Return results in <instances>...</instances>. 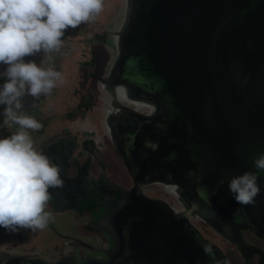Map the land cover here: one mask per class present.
Returning a JSON list of instances; mask_svg holds the SVG:
<instances>
[{
	"label": "water",
	"instance_id": "obj_1",
	"mask_svg": "<svg viewBox=\"0 0 264 264\" xmlns=\"http://www.w3.org/2000/svg\"><path fill=\"white\" fill-rule=\"evenodd\" d=\"M122 8L102 83L118 110L112 122L124 123L116 150L122 143L131 158L120 155L134 181L125 205L140 222L123 219L118 264L127 253L141 264L153 254L160 264H207L213 250L188 218L211 212L217 200L248 212V229L264 239V171L254 164L264 154V0H123ZM39 98L31 96L33 106ZM245 172L257 174L260 187L249 205L228 189ZM164 179L178 181L176 212L142 192Z\"/></svg>",
	"mask_w": 264,
	"mask_h": 264
},
{
	"label": "flooded vegetation",
	"instance_id": "obj_2",
	"mask_svg": "<svg viewBox=\"0 0 264 264\" xmlns=\"http://www.w3.org/2000/svg\"><path fill=\"white\" fill-rule=\"evenodd\" d=\"M98 29L95 19H91L88 24L86 22L75 29L69 28L62 37V48L68 53L66 57L72 59L71 54L78 53L79 57L74 55L75 64L80 68L79 74L84 81L80 85L81 89L71 88V103L67 100L64 103V109L60 113L62 131L48 143H40L35 147L60 168L63 180L61 187L50 189L51 198L45 211L58 220L69 217L72 221L69 233L73 235L65 238L64 253L52 262L33 256L35 254L0 250V264L124 262V259H120L125 247L121 240L123 219L126 218L129 223L140 222V219L126 210L125 201L134 181L121 161L120 155L130 158L125 155L124 145L120 143L122 149L119 152L116 150L117 133L124 123L114 119L112 122L118 110L112 106L111 97L102 83L107 78V72L103 76L104 71L97 74L93 72V67H86L87 63H92L95 48L105 37ZM86 52L88 58L80 61L82 54ZM39 54L42 58L45 53ZM41 66L47 68L44 63ZM23 102L24 108L29 104L32 106L31 96L25 95ZM118 102L136 112L150 113V110H144L139 104L122 99ZM145 147L152 151L155 149L150 142H145ZM164 180L165 183L145 184L142 192L149 200L165 204L176 212L180 208L178 181ZM244 214L249 213L237 204L217 200L211 212L189 216L190 228L198 232L213 250L212 258L207 264H264V239L248 229L247 222L243 220ZM161 223L165 224V220ZM177 229L180 228H176L174 223V231ZM156 256L157 254H153L152 258L143 260V263L160 264V258ZM9 257H12L10 261ZM127 257V264L142 262L129 256V253Z\"/></svg>",
	"mask_w": 264,
	"mask_h": 264
},
{
	"label": "clouds",
	"instance_id": "obj_3",
	"mask_svg": "<svg viewBox=\"0 0 264 264\" xmlns=\"http://www.w3.org/2000/svg\"><path fill=\"white\" fill-rule=\"evenodd\" d=\"M104 0H0V64L6 65L5 82L0 86L4 124L12 121L19 131L0 138V227L44 229L51 213L45 206L50 189L63 185L60 168L37 151L27 129L39 131L42 124L27 115L25 95L49 96L62 74L49 66H38L25 57L43 52L48 60L61 53L62 37L68 28H77L103 9ZM264 171V154L254 160ZM258 176L252 172L233 177L229 192L238 204H253L260 193Z\"/></svg>",
	"mask_w": 264,
	"mask_h": 264
},
{
	"label": "rangeland",
	"instance_id": "obj_4",
	"mask_svg": "<svg viewBox=\"0 0 264 264\" xmlns=\"http://www.w3.org/2000/svg\"><path fill=\"white\" fill-rule=\"evenodd\" d=\"M123 0H104L103 9L98 13L94 19L98 26V32L103 33L105 41L95 48L94 59L91 64H86V67H93L94 73L109 71L111 66L112 57L114 55L113 47H111L112 38L111 35L116 29L122 18ZM90 21V20H89ZM88 24V22H87ZM97 29V27H96ZM69 28L66 30L68 32ZM65 31V32H66ZM67 50V49H66ZM71 54L72 59L66 57L68 53H65V48L61 49V53L55 54V58L51 61L48 60V54L45 53L42 58L41 54L37 53L34 56L25 57V60H34L38 66L43 63L47 66H52L54 69L62 74L61 80L57 81L56 87L53 89L52 94L49 96H40L38 100V106H31L29 104L23 109L27 115L35 117L42 127L39 131H33L27 129L34 141V147H38L40 143H48L50 140L56 138L58 133L63 129L61 124V112L64 109V103L66 100L71 103L73 95L71 94L75 88L81 89V83H83V76L80 75V68L75 64V59L79 57L78 53ZM88 58L87 52L82 54L80 61ZM0 70L5 73V65L0 64ZM6 77L4 76L0 80V84L3 85ZM94 83V82H92ZM87 83H84L86 85ZM71 88H74L71 90ZM72 91V92H71ZM80 93L77 92V94ZM71 94V95H70ZM76 96V95H74ZM5 105H0V138L9 136L14 132L19 131L20 126L18 124L9 121L8 124H4V108ZM65 128V127H64ZM14 130V131H13ZM36 139V140H35ZM72 228V221L69 217L58 220L50 216L48 225L44 229H28L18 228L16 231H11L0 227V250L14 253L35 254L33 256L40 257L46 261L52 262L59 255L64 253L63 243ZM90 243L88 240H86Z\"/></svg>",
	"mask_w": 264,
	"mask_h": 264
},
{
	"label": "crops",
	"instance_id": "obj_5",
	"mask_svg": "<svg viewBox=\"0 0 264 264\" xmlns=\"http://www.w3.org/2000/svg\"><path fill=\"white\" fill-rule=\"evenodd\" d=\"M4 73L0 70V80L4 77V75H3ZM0 86H2L1 84H0ZM0 116H1V113H0ZM14 131V130H13ZM6 137V136H5Z\"/></svg>",
	"mask_w": 264,
	"mask_h": 264
}]
</instances>
